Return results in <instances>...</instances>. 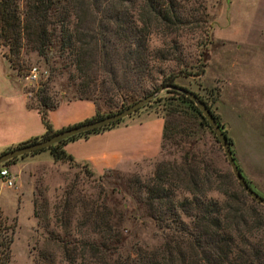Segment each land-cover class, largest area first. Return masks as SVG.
I'll return each mask as SVG.
<instances>
[{
	"label": "trees",
	"instance_id": "16d2710c",
	"mask_svg": "<svg viewBox=\"0 0 264 264\" xmlns=\"http://www.w3.org/2000/svg\"><path fill=\"white\" fill-rule=\"evenodd\" d=\"M207 19L204 0H0V49L9 69L18 75L24 66L21 57L26 53L52 63V72L62 74L73 69L75 76L70 80L80 81L76 85L79 99L96 104L92 95L98 92V100L117 113L161 86H178V77L192 75L181 39L205 31ZM153 38H159V46H152ZM42 86L35 93H24L30 95L28 107L39 114L44 134L7 151L57 133L48 117L60 103L50 98L46 84ZM165 93L181 108L174 112L184 108L197 117L199 127L211 130L189 98L172 90ZM195 95L223 128L220 116ZM158 101L160 97L151 103ZM114 112L97 113L86 122ZM122 122L63 140L46 150L55 162L74 163L64 150L67 143ZM223 133L232 147V139L226 131ZM166 138L164 119L161 147ZM20 158L0 168L10 167ZM220 179L221 174L203 155L189 151L176 160L158 163L150 178H136L135 187L129 190L137 217L155 224L163 244L155 250L139 247L126 256L120 252L125 214L113 204L109 207L101 194L80 198L72 190L51 210L46 200L39 203L35 198L33 216L44 228L46 238L35 248L33 263L264 264V206L246 194L251 199L249 205L243 189L241 194L223 190ZM212 192L221 194L224 200L209 198ZM14 228L0 211V264L10 262Z\"/></svg>",
	"mask_w": 264,
	"mask_h": 264
},
{
	"label": "rangeland",
	"instance_id": "374dc122",
	"mask_svg": "<svg viewBox=\"0 0 264 264\" xmlns=\"http://www.w3.org/2000/svg\"><path fill=\"white\" fill-rule=\"evenodd\" d=\"M204 3L208 16L206 30L194 36L185 35L181 39L185 63L192 66L188 70L192 75L178 77L175 84L197 94L215 113L220 100L217 114L223 131L233 141L231 149L235 162L250 188L264 198L261 191V180L264 179V127L261 124V104L257 101L264 97V0H204ZM199 41L203 43L201 46ZM152 46H159V38H153ZM1 52L3 49H0ZM21 62L24 66L18 75L8 68L0 55V78L6 75L23 92L35 93L46 84L54 102L80 98L76 91L80 81L70 80V76H75L73 69L62 74L60 71L52 72V63L47 64L34 53L23 54ZM201 66L203 73H200ZM32 67L39 72L38 80L33 82L26 79ZM99 96L98 92L92 95L97 113L116 111L98 100ZM159 97L160 101L142 109L157 113L166 120L167 138L156 160L138 164L126 171H108L99 177L89 176L92 173L81 164L49 163L47 159L31 161L35 157L50 156L47 150L20 158L14 164L19 162L12 172L9 171L13 187L3 185L0 192V211L10 224L15 225L9 264H34L35 248L46 238L44 228L33 216V200L37 198L39 203L46 200L51 210L54 203L60 204L72 190H76L75 195L80 198L101 194L107 198L109 207L113 204L124 212V241L120 248L123 256L139 247L157 249L163 244L158 229L151 220L137 217L129 187H135L136 178L142 181L150 178L158 163L176 160L184 151L203 155L221 174L218 184L223 190L242 193L214 133L199 127L197 117L186 109L174 112L181 108L171 99V95L163 92ZM243 193L251 205V199ZM208 197L219 202L224 200L217 192L209 193Z\"/></svg>",
	"mask_w": 264,
	"mask_h": 264
},
{
	"label": "crops",
	"instance_id": "0c3cea01",
	"mask_svg": "<svg viewBox=\"0 0 264 264\" xmlns=\"http://www.w3.org/2000/svg\"><path fill=\"white\" fill-rule=\"evenodd\" d=\"M28 100V95L12 79L6 75L0 78V154L44 134L40 116L36 110L28 107ZM257 101L261 104V124L264 127V97ZM219 102L216 105L217 113ZM96 115L93 102L77 99L61 102L48 118L53 131L60 132L85 123ZM163 129L164 119L160 115L140 110L109 130L67 143L64 150L74 163L87 167L93 176L99 177L108 171H126L138 164L156 160ZM44 159L53 162L51 155L35 157L31 161ZM17 165L19 162L9 171L12 172ZM3 185L0 180V192ZM261 191L264 193V179L261 180Z\"/></svg>",
	"mask_w": 264,
	"mask_h": 264
},
{
	"label": "water",
	"instance_id": "95a60500",
	"mask_svg": "<svg viewBox=\"0 0 264 264\" xmlns=\"http://www.w3.org/2000/svg\"><path fill=\"white\" fill-rule=\"evenodd\" d=\"M166 90H172L179 92L183 94L185 97L189 98L194 105L197 107V109L200 111L201 116L207 121L209 127L211 128L212 132L215 135L216 140L220 144L221 148L224 151V154L226 156L227 163L231 169V172L240 185V187L243 189L245 194H247L252 200L256 201L260 205L264 206V198L257 195L248 185L246 180L243 178L232 153V149L230 145L228 144L227 137L223 133V129L217 124L216 120L212 116L209 109L203 104V102L192 92L188 91L187 89L180 88L178 86H161L156 91L152 92L145 98H142L135 104L117 112L109 116H105L103 118H100L98 120L82 123L80 125L67 128L63 131L57 132L52 137L34 143L30 144L24 147H18L15 149H12L10 151H6L2 154H0V165L4 164L5 162L20 158L25 155H32L35 152H40L46 149H49L51 146L58 144L59 142L73 138L77 135H82L87 132H93L102 128H105L107 126L113 125L115 123L120 122L121 120L128 118L135 114L136 112L140 111L142 108L150 104L151 102L155 101L161 93L165 92Z\"/></svg>",
	"mask_w": 264,
	"mask_h": 264
},
{
	"label": "built area",
	"instance_id": "2783aa9c",
	"mask_svg": "<svg viewBox=\"0 0 264 264\" xmlns=\"http://www.w3.org/2000/svg\"><path fill=\"white\" fill-rule=\"evenodd\" d=\"M39 78V72L36 67H32L26 76L27 80L30 81H37ZM0 180L3 182V184L7 188H12L13 187V178L12 175L10 174L9 170L6 167L0 168Z\"/></svg>",
	"mask_w": 264,
	"mask_h": 264
}]
</instances>
